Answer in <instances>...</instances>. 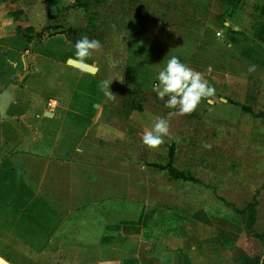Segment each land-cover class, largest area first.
<instances>
[{"label":"crops","instance_id":"crops-1","mask_svg":"<svg viewBox=\"0 0 264 264\" xmlns=\"http://www.w3.org/2000/svg\"><path fill=\"white\" fill-rule=\"evenodd\" d=\"M62 1L0 0V216L3 238L15 239L14 246L4 248L18 244V249L32 250L21 264H45L41 258L49 251H55L57 259L46 258V264H234L223 242L222 251L202 241L189 242L181 232L149 234V218L139 200L109 188L116 185L103 176L106 156L86 161V153L101 154L85 143L88 130L81 131V144L67 154L59 134L43 141L44 133L55 132L57 128H50L58 125L60 116L57 109L43 108L38 93L42 88L54 90L52 76L57 71L71 73L88 99L104 94L100 82L105 79L112 80L116 90V84L131 81L130 60L142 41L204 74L215 95L201 101L243 105L248 94L243 66L250 63V48L244 43L258 34L251 27L264 0H238L235 8L225 0H117L119 8L99 11L93 24L83 9H70L49 21L54 34L30 48L26 29L41 25L44 13ZM258 20L264 24V15ZM83 36L100 42L84 62L97 67L94 75L67 64L68 59L76 60L73 45ZM45 111L53 117H44ZM115 170L116 165L111 172L120 173ZM247 236L245 245L237 248L250 257L263 256L260 242ZM0 258L15 264L7 256Z\"/></svg>","mask_w":264,"mask_h":264},{"label":"rangeland","instance_id":"rangeland-1","mask_svg":"<svg viewBox=\"0 0 264 264\" xmlns=\"http://www.w3.org/2000/svg\"><path fill=\"white\" fill-rule=\"evenodd\" d=\"M105 1L108 6L103 7L104 12L112 13L118 9L117 0ZM251 30L260 32L254 26ZM244 44L250 48L246 54L250 63L245 61L243 66L248 74V94L243 109L219 101L210 105L201 101L190 113L169 116L172 110L166 108L164 101L159 100L151 89L154 77L168 57L157 47L141 41L136 43V52L130 60L129 65L134 71L131 81L116 84V90L110 84L114 99H108L104 94L88 99L71 73L57 71L52 76L56 78L52 85L54 90L42 88L38 95L43 97L44 101L40 102L43 108L49 100L45 97H54L52 100L57 102L54 111L60 120L56 127L50 128H57L55 132L44 133L43 141L51 142V137L54 139V135L59 134L60 145L67 146V154L72 147L81 144V131L88 130L85 143L92 152L104 154L86 153V161L94 163L106 156L103 176L116 185H109V188L122 192L128 199L139 200L149 218V234L156 237L162 231L181 232L186 234L189 242L202 241L220 250L223 242L232 254L231 248L244 246L248 236L243 218L225 203L242 209L256 193L258 229L264 230V39L256 34L252 40L248 37ZM250 68L254 70L250 71ZM46 78L50 80L51 77ZM34 84L31 81L29 85L32 91ZM132 99L141 104L142 109H133L125 117L123 102ZM89 102L95 103V110L86 125L85 115L80 118L74 115L84 113ZM157 116L168 120L169 135L156 148H149L142 143V135L151 128L153 118ZM69 133L76 142L71 136L68 140ZM37 135L36 139H39L41 135ZM26 143L28 147L33 145L30 138ZM114 165L115 171L120 172L117 175L111 172ZM168 167L193 179L172 180ZM117 184L122 187L119 189ZM27 193L30 196V192ZM1 208L0 204V211ZM2 222L0 216V256L21 264L33 251L18 249V244L15 249H5L14 246L15 239L3 238ZM255 243L259 245L257 241ZM53 255L55 251H49L41 261L46 264V258L56 260Z\"/></svg>","mask_w":264,"mask_h":264},{"label":"clouds","instance_id":"clouds-1","mask_svg":"<svg viewBox=\"0 0 264 264\" xmlns=\"http://www.w3.org/2000/svg\"><path fill=\"white\" fill-rule=\"evenodd\" d=\"M73 47L77 62L83 64L94 50L100 48V42L97 39L83 36L75 41ZM154 81L151 89L159 100L164 101V106L172 110L169 116L190 113L197 108L202 99L215 95V88L209 85L204 74L193 70L177 56L167 59L154 77ZM111 82L112 80L107 79L100 82V87L108 99H114L110 91ZM168 135V120L157 116L153 118L151 128L144 131L142 143L149 148H156L164 142V138Z\"/></svg>","mask_w":264,"mask_h":264},{"label":"trees","instance_id":"trees-1","mask_svg":"<svg viewBox=\"0 0 264 264\" xmlns=\"http://www.w3.org/2000/svg\"><path fill=\"white\" fill-rule=\"evenodd\" d=\"M133 1L137 3V1H141V0H133ZM225 1L229 5H232L233 8H235L236 6L235 3L238 2V0H225ZM105 6H108V3H106L105 0H63L59 7H57L52 11L49 9L47 10L46 13H44L41 25L39 26L30 25L26 29L25 38L27 40V43L30 46V48H33L34 46L39 45L44 39L54 34V31L53 32L51 31L53 27L49 25V21L61 13L67 12L68 10L75 8L83 9L88 15L89 24H93V22L96 20L98 16L99 11L104 10L103 7ZM233 8H232V12L234 10ZM260 9H261L260 11L258 10L259 16L255 17L253 24H254V28H258V30L262 32V33L260 32L262 35L259 36H261V38L264 39L262 37L264 36V24L258 23L259 21L258 17L264 15V8H260ZM136 15L142 16L143 14L137 12ZM228 30L232 33L237 34V32H234L230 29ZM94 104H95L94 102L87 103L85 107L86 111L84 113L76 114L74 116L76 118H80L81 116L85 115L84 117L85 122L86 123L89 122L90 118L93 115V111L95 110ZM239 106L243 109L245 107V104ZM123 107L126 109V111L124 112L125 117L128 116L133 109H137V110L142 109V105L137 104L136 101H134L133 99L130 100L129 102L124 101ZM158 168L167 170V168L165 167L164 168L158 167ZM168 171L170 173V177L172 180L187 181L188 179L190 180L193 179L191 177L185 176L182 172L177 171L172 167H168ZM258 204L259 202L256 197V193L255 196L252 198V200L247 202L242 209L236 208L231 203H225V205L232 207L234 212H236L238 215H240L243 218L244 228L246 233L250 237L258 240L261 246L264 248V230L258 229ZM231 251H232V260L234 264H264V258L263 260H261L262 256L250 257L243 250L235 247L231 248ZM129 261L132 263H138L136 259H130Z\"/></svg>","mask_w":264,"mask_h":264},{"label":"water","instance_id":"water-1","mask_svg":"<svg viewBox=\"0 0 264 264\" xmlns=\"http://www.w3.org/2000/svg\"><path fill=\"white\" fill-rule=\"evenodd\" d=\"M67 64L70 65L71 67L77 68V69L84 71L86 73H89L91 75H94L97 72L96 66L90 65L87 63L80 64L77 62V60H74V59H68ZM43 116L46 118H51V117H53V113H51L50 111H45ZM263 258H264V255L262 256L261 260H263ZM1 259L2 258H0V264H5L4 262L1 261Z\"/></svg>","mask_w":264,"mask_h":264},{"label":"built area","instance_id":"built-area-1","mask_svg":"<svg viewBox=\"0 0 264 264\" xmlns=\"http://www.w3.org/2000/svg\"><path fill=\"white\" fill-rule=\"evenodd\" d=\"M216 37H221V32H216ZM57 106V102L54 100H49L47 103V109L50 111H54Z\"/></svg>","mask_w":264,"mask_h":264},{"label":"bare ground","instance_id":"bare-ground-1","mask_svg":"<svg viewBox=\"0 0 264 264\" xmlns=\"http://www.w3.org/2000/svg\"><path fill=\"white\" fill-rule=\"evenodd\" d=\"M1 261H2V259H1ZM3 262V261H2Z\"/></svg>","mask_w":264,"mask_h":264}]
</instances>
